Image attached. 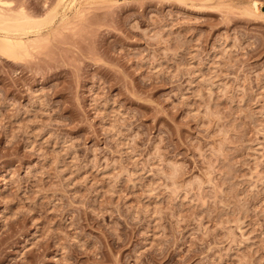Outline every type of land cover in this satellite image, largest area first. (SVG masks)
Wrapping results in <instances>:
<instances>
[{
	"label": "rangeland",
	"instance_id": "374dc122",
	"mask_svg": "<svg viewBox=\"0 0 264 264\" xmlns=\"http://www.w3.org/2000/svg\"><path fill=\"white\" fill-rule=\"evenodd\" d=\"M81 2L0 56V264H264V0Z\"/></svg>",
	"mask_w": 264,
	"mask_h": 264
},
{
	"label": "bare ground",
	"instance_id": "6f19581e",
	"mask_svg": "<svg viewBox=\"0 0 264 264\" xmlns=\"http://www.w3.org/2000/svg\"><path fill=\"white\" fill-rule=\"evenodd\" d=\"M76 1L77 0H57L54 4H51L52 7L49 10H47V13L44 14L43 16H41V15L40 16H36V15L31 16V15L26 13V11L24 10V8H22V6H20V7L17 6L18 8H13L14 5L12 7V4L10 1L0 0V56L2 58L6 57V59L9 57L8 59H10V57L14 58L13 56H18L21 54L24 56V55L30 54L29 49L32 48L31 45L33 43H35V44H36V42L38 43L37 40H40V38H42L44 36L43 34H45V32H46V34H45L46 37L44 36L45 39L49 36V33H51L52 29L50 30L49 33H47V31H44V30L47 29L49 31V27L52 25V23L55 21V18L58 17V15H60L63 11H65V9H68L69 11L74 9L75 3L79 4V6H81L80 3H78V2H81V1L83 2V0L78 1V2H76ZM82 2H81V4H82ZM251 3L253 5L252 9H254V11H259V7H258L257 3L255 1H253ZM75 9L76 10H74V11H76L75 13H77V15H78L79 9H77V7ZM62 16L64 17V15H62ZM62 16H60L59 19ZM66 18L68 19V17H66ZM74 18H75V16H74ZM59 19H57V20L59 21ZM62 22H65V21L63 20V21H61V23ZM58 23L59 22H56V25L55 24H54L55 26L52 25L53 27H51V28H53V29H54V27L57 28ZM65 23L68 24L67 21ZM59 25H60V23H59ZM56 28H55V30H56ZM58 28H59V26H58ZM53 31L54 30H52V33H54ZM40 41H42V40H40ZM19 57H21V56H19ZM19 57H18V59H19ZM16 59H17V57H16ZM20 59H23V58H20ZM93 260H95V259H93Z\"/></svg>",
	"mask_w": 264,
	"mask_h": 264
}]
</instances>
